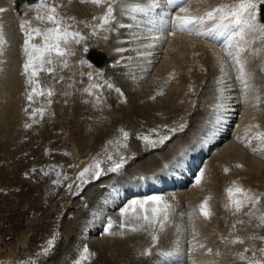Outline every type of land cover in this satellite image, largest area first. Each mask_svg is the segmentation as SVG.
Wrapping results in <instances>:
<instances>
[{
    "label": "bare ground",
    "instance_id": "6f19581e",
    "mask_svg": "<svg viewBox=\"0 0 264 264\" xmlns=\"http://www.w3.org/2000/svg\"><path fill=\"white\" fill-rule=\"evenodd\" d=\"M12 1L16 14L25 11L26 16L30 18V22L32 20L33 24L40 23L35 19L36 9L33 8L31 0ZM50 2L60 6L57 10L64 17L75 18L66 21V23L70 24L71 30L79 31L85 37V40L80 44L73 43L69 45L71 52L74 53L70 55L71 73L59 76L58 65H56L55 72L49 73L46 80L54 86L52 89L56 88V91L57 88L63 89L62 92H58L66 96V100H63L66 109L68 107L74 110L75 105H78L75 100L72 101L77 89L79 90V97L88 100L93 99L90 104H86L96 110L93 109L96 121H89L91 132L89 131L87 139H84L88 141L93 149L99 148L101 142L106 141L107 144L111 145L108 148L109 153L115 154L117 157H124L126 161L117 173H110L107 168L105 176L101 175L96 179V183L100 182L101 184L96 185L101 194L99 193L98 196L97 193L94 194L90 199L91 201L88 202L89 208H84L87 211L85 210L80 215L77 214L78 216L73 224H75L74 230L76 228L78 232L71 237L72 242L74 241L71 253L67 254L65 251L67 257H63L61 253L52 254L50 262L57 259L54 264H60L59 262L61 264H71L72 259L79 257L84 246L89 245L81 235L83 234L85 237L87 234H90L91 237L94 236L101 227L102 229L105 227L106 222H103V220L107 219V216L116 225L113 224L115 227H112V232L116 234L101 235V232L98 247H93V244L88 246L93 261L97 258L100 260V264H247L246 261L239 259L238 253L244 252L248 247L252 249L245 253L247 257L250 259L260 258L262 254L254 249L253 244L248 246L244 242L235 244L228 242L246 234L243 229H247L248 233L253 236L255 229L252 228H254L257 221L251 220L250 224L253 227L249 226L246 223L247 220L250 221L248 216H245L244 213L233 215L232 211L225 207V204L228 202L226 189L233 187L235 182V185L259 194L261 202L257 205V208L260 209V206L264 208V154L252 152L249 147L237 139L238 136H245V129L249 126H251V130L247 133L249 137L257 131L264 132V86L253 85V81L257 79L256 72L261 79H264V71L260 70L264 68V60L260 57L249 59L246 70L251 76L252 88L244 93L239 82L235 79L236 73L231 68L230 61L224 54L222 45L225 37L211 39L178 30L173 35L171 29L167 27L149 32L147 29L151 25L147 23V18L139 14L136 19H133L132 16L123 15L119 6H117L114 13L117 21L109 26L113 30L105 32L97 29L96 34L93 35L92 26L99 23L93 17L102 15L103 8L90 3H82L81 0H50ZM128 2L138 3L145 2V0H128ZM222 2H228V0H191L190 4H183L182 6L189 7L192 10L197 8L202 10ZM6 5V0L0 1V8H5ZM160 11L157 10V12ZM163 11L167 13L164 18L171 20L178 14V6H167ZM154 19L158 20L157 17H154ZM12 22L10 21V23ZM18 23L19 21L16 19L11 24L12 28L8 27V22L0 16V31H2L6 41L0 46V143L9 131L11 121H13L15 98L22 90L21 86L18 89L17 85L18 81L20 82L19 63L21 59L19 58V61V54L11 55L14 61L11 71L7 70L9 69L7 67L9 58L8 55H5L9 43V29H17ZM49 26L50 24L46 27ZM105 36H107V39H104ZM85 46L88 47V52L83 51ZM254 47H260L259 43ZM117 48H123L125 51L118 52L116 51ZM91 54L102 55L107 62L105 61L102 65L94 63L98 67L79 63L81 59H86L88 55L90 58ZM219 58H223L228 64L226 68L228 75L224 77L223 87L225 91L223 99H220L222 85L218 83L222 76ZM135 71L137 72L135 73ZM89 72L94 74L95 80L88 82L86 78L83 83L79 81L77 83L80 84L76 83L75 79L81 73L88 74ZM98 72L102 73V76L97 75ZM118 73L122 75L126 82L117 76ZM127 82L131 83L129 84L131 90L134 89L136 94L140 93L138 100H136L135 92L126 88ZM95 84L101 85L102 92L95 87L91 88L90 92L84 91L90 85ZM108 84L113 85L116 89L117 87L122 88L124 90L123 95L113 87L109 88ZM143 88L144 91L142 92ZM205 89L207 90L205 91ZM97 96H103L100 98V102L97 101ZM123 96L126 97L122 99ZM152 97H155V99H152ZM257 97H259V100H257ZM125 98L126 101H123ZM160 101L163 102L162 105L164 106L159 105ZM175 101L180 106L176 111L171 112L173 113L172 116L170 113H166L169 108L164 109L162 115L157 113L167 105L171 107ZM137 102H141V105ZM218 103H223L225 108L218 111L214 107ZM197 107L201 108L197 109ZM229 111L231 112L229 118L236 116V120H233L235 121L234 130L229 129V123L232 122L231 118L229 119L223 115L224 112ZM235 112H237V115ZM217 116L221 118L219 123L216 122ZM171 120L174 123L171 124ZM135 123H139L140 126L147 125L146 131L142 128L146 134L152 128L161 129L160 124L164 128L159 130L158 134L160 136H170V143L158 144L155 147L145 145L143 142L145 146L141 145V140L139 142L137 136L138 134L141 136L143 133L133 128ZM198 123L200 130L194 128V131L191 132V126L193 124L198 125ZM107 124L113 127V135L108 136V133H106ZM181 124L186 125L184 129L189 131L188 135H183L179 130L173 134L166 129L169 125L171 128H178ZM121 130L129 133V137L131 136L129 143L123 137ZM67 136L66 133L64 139H67ZM152 138H156V136L153 135ZM256 145L257 141L253 140V146ZM165 147L166 150L164 151ZM85 152L88 153V148H85ZM72 158L77 164L74 177L78 171L80 173L84 168L92 165L90 158L78 154L76 146ZM142 158L146 159L138 162ZM133 164H136V167L134 166L135 168L132 171ZM111 165L113 166V164ZM225 168H228L229 171L225 172ZM201 171L204 172V176L198 185L196 184V178ZM128 173H131V175ZM87 180L88 178L85 179V181ZM93 184L85 182L82 186L88 192ZM58 186L53 188L43 199V205L56 198ZM92 188L94 189V187ZM83 194L85 193L83 192ZM89 195L91 194H88L87 197ZM152 195L162 196L171 205L169 219L163 231L158 232L159 239L155 246H153L149 232L145 231L146 234L144 231L132 232L121 228L120 224L122 222L113 216V211L117 208L121 209L123 203L127 202L126 199L130 198V201L134 199L143 200ZM95 196L96 198H94ZM206 198L209 199V205L213 213L208 219H205L198 211L199 206ZM62 201L59 199L56 205L57 212L63 206ZM74 206L76 207V205ZM262 208L260 209L261 212L264 211ZM70 209L72 208L70 207ZM107 211L108 214L106 215ZM257 215H259V212ZM243 217V223L233 230L232 226L235 223L237 225V221ZM47 221L48 224H52L51 219ZM65 223L68 224L69 222ZM65 223L62 222L61 224L65 225ZM47 231L42 232L43 238L48 242L51 240L52 235L47 234ZM63 231L65 232V230ZM261 232L262 230H260ZM35 237L32 239H35ZM91 237L90 239H92ZM166 237L170 238L167 242ZM26 241L27 237L24 243ZM200 245H203V247H200ZM62 249L65 250V248ZM148 249L151 250L150 254L142 255ZM208 249L212 251L209 252ZM107 251L114 252L116 258L110 260L104 258ZM253 251H256L257 255L254 256ZM39 254L40 252L33 253V259L37 258ZM15 255L16 250L7 253L2 258V263H9L8 261ZM80 259L81 262L84 261V259ZM92 264H95V262Z\"/></svg>",
    "mask_w": 264,
    "mask_h": 264
},
{
    "label": "rangeland",
    "instance_id": "374dc122",
    "mask_svg": "<svg viewBox=\"0 0 264 264\" xmlns=\"http://www.w3.org/2000/svg\"><path fill=\"white\" fill-rule=\"evenodd\" d=\"M6 2H7V5L4 8L6 11L3 13H0V16L4 17V21L8 22V25H9L8 27H11V28H12L11 24H13L14 20L17 19L19 21V23L17 25V29L13 28V30H12L10 28L9 32H8L9 33L8 34L9 35V38H8L9 43H8V46L6 47V50H5V55H8V58H9L7 60V62L9 61L8 66H7L9 69H7V70L11 71L13 69V66H14L13 57L11 55L12 54L15 55V53H16V55L19 54L20 56L18 55V59L19 58L21 59V62L19 63L20 82L18 81L17 85H18V89L21 86L22 90H21V93L18 95L19 97L17 96V98H15V103H14L15 108L13 110V115H12L13 121H11V124H10L11 126L9 128V131L7 134L4 135L2 143H0V264H3L2 258H4L7 253L13 252L14 250H16V255L14 257H12L8 261L9 263H7V264H29V262H31V264H40V263L41 264H54V262H57V259L50 262V260H51L50 257L52 256V254L57 255L58 253L59 254L61 253V255L63 257H67L66 252H67V254L71 253V250L73 248V243H74V241L72 242L71 237L74 233L78 232V230H76V228L74 230L75 224H73V222L75 223V219L77 218V216L80 214H83L85 212V210L89 208L88 202L91 201L90 199H92V196H94V194H96V193H97L96 194L97 196L99 195V193L101 194V192L97 190V186H98V184H100V182L96 183L97 178H94L91 175L85 176L88 178L87 184H91V183L95 184V185L93 184V186H92V187H94V189L91 187V189L89 190L90 192L89 191L87 192V189L86 190L83 189L84 186H82V184H84V183H82L79 180V178H77V177H79V171L76 173V176L74 177V171L77 168L76 161L72 158L74 147L76 146V150H77L79 155H82V156L85 155V158H90L91 164H94L96 161H100L99 167L104 170V172L102 174L104 176L106 174L105 173L106 169L107 168L109 169L110 167H112L111 164H114L115 162L120 160L121 157H117L115 154L109 153L108 148L111 145L107 144L106 141H103V143L101 142V145L99 148L93 149L88 144V141L85 140V139H87L88 134L91 132V129L89 128V123H90L89 121H94V122L96 121L95 117H94L95 114H93V113H95L96 110L94 109V107L93 108L89 107L88 104H86V103L90 104V102L93 101V99L88 100V99H84V98L79 97L80 94L78 92L79 91L78 89H77V92L75 93V97L72 98V101L75 100V103L78 105H75L74 110L72 108L69 109L68 107L66 109V105H64V101H63V100H66L65 99L66 96L62 95V93H60V92H62L63 89L57 88V91H56V88L52 89L54 86L49 84V82L46 80L47 75H49V73L41 71V72H39L38 76L35 78L39 81L40 89L41 90H47L50 88L54 91V95L51 97H48L46 95L34 94L32 101H29L27 99L28 92L31 90V87H33L35 85H33V86L28 85L26 82V76L23 74V64H24L25 59H26V57L24 55L23 47H24V42H25L26 37L24 35L25 29H21L20 24L24 20L30 21L29 20L30 18H28V16H26L27 14L25 13V11H22L20 14H16L15 10L13 8L14 3L12 0H6ZM36 2H38V1H36ZM262 9H263V5L261 6V13H262ZM262 19H263V16H262ZM10 21L11 22L13 21V22L10 23ZM32 22L33 21L31 20L30 24L26 26V30L30 31L31 28H35V27H38L41 30H43L44 28H46L47 25L50 24L48 22H40L38 24H33ZM49 27H51V24ZM32 42L37 43V44L42 43V38L34 35ZM20 59H19V61H20ZM66 59L68 61L69 66L67 68H62L58 65V71H59L58 75L59 76L71 73V71H72V68L70 70V65L72 64L70 61V55L67 56ZM84 60H88V64H87L88 66H91V65L96 66L97 65L94 60L89 58V55ZM46 67H47V65H46ZM96 67H98V66H96ZM136 72L137 71H135V73ZM143 75H146V74H143ZM117 76L122 81L126 82V80L122 78V75L120 73H118ZM256 77H257V79L255 81H253V85L264 86V79H261L258 76L257 72H256ZM85 79L88 82H92L93 80H95L94 74L92 75V78L90 79L87 73L86 74L81 73L75 80H76V83L78 81L80 83H83ZM80 83H77V84H80ZM127 83L128 84L126 85V88L130 91H134V89L131 90L132 88H130L129 84H131V83H129V82H127ZM98 89H100V92H102L101 91L102 89L100 87ZM114 89H116V88H114ZM117 89H119V90L121 89L119 91L120 93L124 92V90H122V88L117 87ZM206 90L207 89H205V91ZM58 91H60V92H58ZM143 91H144V88H143L142 92ZM134 92L136 94V91H134ZM136 96H137L136 100H138L140 97V93L136 94ZM102 97L103 96H101L100 98H102ZM124 97H126V96H123L122 99H124ZM49 99H51V101H52L51 104H48ZM82 99L84 100V102ZM123 101H126V98ZM160 102H159L160 103L159 105H162L163 102L162 101H160ZM79 103H81V104H79ZM140 103L141 102H137V104H140ZM173 105L175 106V108ZM173 105L171 107H169L167 105V106H165V108H161L160 112H157V113L162 115L163 110L166 108H169L166 113H170V115L172 116L173 113H171V112H173V110L176 111L178 106H180L177 101H175ZM162 106H164V105H162ZM39 108L45 109L43 117H41V115L39 113H37L35 118H33L31 115L33 110L39 109ZM200 108L201 107H197V109H200ZM25 109H27V112L25 111ZM93 109L95 111H93ZM87 113H89V114H87ZM90 113L93 116H91ZM153 113H154V111H153ZM230 113H231L230 111L224 112L223 115L226 116L227 118H229L228 116H230ZM235 114L237 115V112H235ZM91 118L93 120H90ZM234 119L236 120V116L230 119L232 121L231 123H229V125H230L229 129L230 130H234V123H235V121H233ZM172 123H174V122H172V120H171V124ZM25 124H31V127L26 128ZM138 124L135 123L133 128L136 129L138 132L140 131V133L146 134L144 132V130L146 131L148 126L147 125L140 126V124L139 125ZM108 125L109 124H107V126H106L107 129H105V131H106V133H108V136H110V134L113 135L112 134L113 127L110 125L108 126ZM193 125L191 126V128H192L190 130L191 132L194 131L193 130L194 128L198 129V131L200 130L198 128L199 123H198V125H195V124H193ZM159 126L161 128L159 130H162V128H164L160 124H159ZM63 128H64V130H63ZM66 128H68V129H66ZM169 128H171L170 125L166 127V129H169ZM152 129H157V128H152ZM86 130H87V132H86ZM187 131H185V129H184V131L182 130L181 132L183 135H185V134L188 135L189 131L188 132ZM66 133L68 135L67 136L68 138L64 139ZM153 135L156 136V134H153ZM137 137H138L139 142H140L141 139L139 138L140 137L139 134ZM199 138H203V137H199ZM153 139H155V138H153ZM79 140H83V141H81L82 143ZM125 140L128 141L127 143H129V141L131 140V136L129 137V135H128V137ZM170 141H171V138L169 139V141L167 140L165 142V144H169ZM142 142L145 145L147 144L141 140V142H140L141 145H144ZM85 143H86V145H85ZM127 143H125V144H127ZM103 145H104V147H103ZM85 148H88V153L85 152ZM163 150L165 151L166 147ZM163 150H162V152H163ZM105 151H107V152H105ZM122 151H124V150H122ZM118 154L120 155V153H118ZM109 156L112 157L111 160L108 159ZM122 158L124 159V157H122ZM143 159H146V158H142L138 162H141V160H143ZM132 166H133V168H132V171H133V169L136 167V164H133ZM109 172L111 173V171H109ZM57 173H59V175H57ZM113 173H117V172H113ZM128 174L131 175V173H128ZM87 178H84V179H87ZM72 179H74V180H72ZM56 180H59L60 182L59 183H53V181H56ZM69 184L71 185V188H72L71 190H69ZM56 186H58L57 187L58 193H57L56 198L53 199L52 201H50L48 204L43 205V203H42L43 199ZM64 189H66V190H64ZM83 192L85 194H83ZM88 194H91V195H89L87 197ZM70 195H73V196L71 197ZM63 197H64V199H66V198L67 199L64 200ZM94 198H96V196ZM59 199H60V201L63 200L62 201L63 206H61L62 207L61 210H59L57 212L55 208H56L57 203L59 202ZM130 200H131L130 198L128 200L126 199L125 201H127V202L123 203V205L121 207L122 208L126 207L130 203ZM68 204H70V205H68ZM74 205H76V207ZM70 207L72 209H70ZM41 208H42V210H41ZM84 208H86V209H84ZM261 208L262 207L260 206V209ZM76 209H77V211H76ZM121 209L117 208L115 211H113V216L118 221L123 222L124 217L121 215ZM262 209L264 210V208H262ZM36 211H38V213H36ZM70 212H72V213H70ZM107 214H108V211H107L106 215ZM245 216H247V215H245ZM108 217L109 216H107V219L106 218L104 219L105 221L103 220V222H106V224L104 225L105 227L103 229L101 227L99 232H97L92 237L90 236V234H87L88 236L86 235V237H85V235L82 234L81 237L83 238V240H85L89 245L93 244V247H98L99 237L101 235L107 234V232L105 231V229H107V223H109V221H111L112 224H114L113 220L109 219ZM50 219L52 220L51 225L48 224V221H47ZM243 220H244V217L240 218V220H238V221H243ZM22 221H24V222H22ZM62 222H64V223L69 222L70 225H69V223L68 224L65 223V225L61 224ZM246 223L249 226L251 225V227H253V225L250 224V222L248 220ZM255 223L256 224H255L254 228H252V229H255V231L253 232L255 237L264 238V232H263L264 227H256L258 221ZM239 224H241V223H237V225L235 223V225H236L235 229L238 228ZM114 225H113V227L116 226V225L115 226ZM58 226H59V228H58ZM61 226H62V229L64 226L63 230H65V232L61 229ZM70 227L72 230L70 229ZM45 230L46 231L48 230L47 234L52 235L51 239L54 238L55 243L51 247V249L49 250V252L47 254H42V249L47 246V243H46L47 241L43 238V232H42ZM66 230L71 231L72 234H71V232L68 233ZM260 230H262L261 233H260ZM243 231H245L246 234L238 236V237L242 238L244 243L245 244L247 243L246 245L250 246L251 244H253L254 249H256V250L264 248V239H251V237H253L254 235L251 236L250 235L251 233H248L247 229H243ZM100 233H101V235H100ZM32 236L33 237L36 236L35 239H32L33 238ZM26 237H27V241L24 243V240H26ZM90 237L92 239H90ZM168 239H170V238H168V237L165 238L166 242ZM89 245H85L83 248V250L85 248H87L88 253L86 254L82 250L81 254H79V257L77 256L76 259H72L71 264H82V263L83 264H87V263L92 264L93 262H95V264H100V260H98L97 258L94 259V261H93V259L91 257L92 254H90V250L88 248ZM153 246H155V244ZM59 247L65 248V250H63L62 248L60 249ZM68 247L70 248V250ZM57 248H59L60 250ZM154 248H156V247H154ZM247 249L251 250L252 248L248 247ZM62 250L65 254L62 252ZM36 252H40L39 256L37 257L38 259L37 258L33 259V253H36ZM84 254L87 255V259H84V261L81 262L80 258L85 256ZM104 254H105V252H104ZM261 254H262V256H264V253H261ZM30 255H31V257H30ZM69 255H68V259L70 260ZM105 255H104L105 256L104 258H107V260L116 258V255H114V252H112V251H107ZM90 262H92V263H90ZM59 263L61 264V262H59Z\"/></svg>",
    "mask_w": 264,
    "mask_h": 264
},
{
    "label": "snow or ice",
    "instance_id": "6c2138e0",
    "mask_svg": "<svg viewBox=\"0 0 264 264\" xmlns=\"http://www.w3.org/2000/svg\"><path fill=\"white\" fill-rule=\"evenodd\" d=\"M82 3H90L94 6L103 8L104 11L102 15L96 17L94 20H98L99 23L92 26L93 35L96 34L97 29H101L105 32L112 31L113 29L109 27L114 21H117V17L114 14L116 12L117 6L121 9V14L132 16L133 19L137 18V15H142L147 18V23L151 25L147 30L149 32L153 30H160L161 28L167 27L171 29V34H175V31L187 32L189 34H194L201 37H207L211 39H217L219 37H225V41L222 45L224 54L227 56L228 61H230L231 68L235 71V79L239 82L241 89L244 93H247L252 85L250 83L251 76L247 72V65L249 59L260 57L264 60V19H262L261 5H264V0H228V2L218 3L214 6H209L203 8L202 10L197 8L192 10L189 7L182 6L183 4H190L191 0H145V2L129 3L128 0H81ZM33 8L36 9L35 19L40 22H48L51 27H46L41 30L38 27L31 28V30H26V26L30 24V21L24 20L21 22V29H25L24 35L26 37L24 42V55L26 57L23 64V74L26 76V82L28 85L33 86L27 94V99L29 101L33 100L34 94L46 95L51 97L54 95L52 89L41 90L39 86V81L35 79L39 72L43 71L46 73H54L56 65L62 68H67L68 61L67 56L73 55L69 45L75 43L80 44L85 40V37L79 31L71 30L70 24L66 21L74 20V17H64L58 12L59 5L50 2V0H33ZM167 6H178V14L175 15L171 20H166L164 17L167 15L163 9ZM161 10L157 12V10ZM4 8H0V13L5 12ZM157 17V19H154ZM34 35L42 38V43H33L32 40ZM107 39V36L104 37ZM2 31H0V46L5 43ZM259 43L260 47H254ZM84 52H88L87 46L83 48ZM116 51L123 52L125 49L117 48ZM247 54V55H245ZM80 64H88L87 60L81 59ZM47 65V67H46ZM219 66L222 76L218 83L222 85L220 88V99H223V93L225 91L224 77L228 75L226 68L228 64L223 58H219ZM264 71V68L260 69ZM92 73L89 72L88 76L91 79ZM101 75L102 73H97ZM63 79V77H61ZM109 88L113 85L108 84ZM99 88L101 85L95 84L90 85L86 88L85 92H90L91 88ZM119 92V89H116ZM67 94V93H65ZM162 94V93H160ZM121 95H123L121 93ZM97 101H100V97H96ZM155 99V97H152ZM259 100V97H257ZM51 99L48 100V104H51ZM218 111L224 109L225 105L223 103H218L214 106ZM27 112V109H25ZM45 112L44 108L35 109L32 112V117L35 118L37 113L43 117ZM220 117L217 116L216 122H220ZM26 128H30L31 124H25ZM186 127L185 124L179 125L178 128H169L170 133H175L178 130L182 131ZM251 130V126L245 129V136H238L237 139L240 140L245 146L249 147L252 152L264 154V132L257 131L252 136H248L247 133ZM122 134L126 139L128 133L124 132ZM158 129H151L148 134H142L140 139L145 143L151 145L152 147L158 144H164L171 137L168 135L160 136ZM153 134H156V138L153 139ZM253 140L257 141V145L253 146ZM109 160L112 159L111 156L108 157ZM125 160L121 158L113 164L112 167L108 169L111 172H118L125 164ZM100 161H96L94 164L89 165L84 168L79 173V180L85 183V176L91 175L94 178H99L104 170L99 167ZM167 167V165H165ZM240 167V165H238ZM225 172L229 169L225 168ZM59 175V173H57ZM204 172L201 171L196 178V184H200ZM59 180L53 181V183H59ZM69 190H71V185H69ZM228 195V202L225 207L230 209L233 215L244 213L251 220L258 221L256 227H264V212H261L257 205L261 202V196L257 193H253L250 189H245L242 186L235 185L226 189ZM171 205L163 199L162 196L152 195L148 196L143 200H132L130 203L121 209V215L124 217V221L120 224L121 228L128 231H148L151 236V241L153 244L159 239L158 232L163 231L166 222L169 219V210ZM247 209V211H245ZM199 214L205 219L212 216V211L209 205V199L206 198L203 203L199 206ZM259 212V215L257 213ZM237 223H243V221H238ZM113 224L109 221L107 225L106 232L109 235L116 233L112 232ZM233 230H235L236 225L234 224ZM122 235V233H120ZM226 239V238H225ZM251 239H264L260 237H251ZM229 243H243V239L236 237ZM54 245V238L47 242V246L42 249V254H47L51 247ZM203 247V245H200ZM84 253H88V249L85 248ZM211 252V249H208ZM245 249L244 252L238 253L239 259L241 261H246L247 264H264V256L258 259H250L245 255L248 252ZM150 249L146 250L142 255H149ZM259 253H264V248L258 250ZM253 255H257L256 251H253ZM82 259H87V255L83 256ZM31 264V262H29Z\"/></svg>",
    "mask_w": 264,
    "mask_h": 264
},
{
    "label": "water",
    "instance_id": "95a60500",
    "mask_svg": "<svg viewBox=\"0 0 264 264\" xmlns=\"http://www.w3.org/2000/svg\"><path fill=\"white\" fill-rule=\"evenodd\" d=\"M31 1L33 2V0ZM90 58L94 60L97 65H102L106 61V58L104 56L98 54H91Z\"/></svg>",
    "mask_w": 264,
    "mask_h": 264
}]
</instances>
